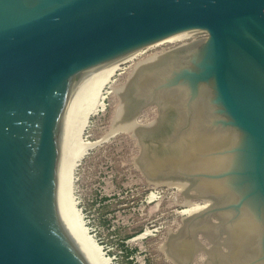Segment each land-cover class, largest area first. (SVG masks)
<instances>
[{
    "label": "water",
    "instance_id": "obj_1",
    "mask_svg": "<svg viewBox=\"0 0 264 264\" xmlns=\"http://www.w3.org/2000/svg\"><path fill=\"white\" fill-rule=\"evenodd\" d=\"M132 73L146 172L210 198L169 239L179 264H264V0H0V264H97L56 196L88 83L175 33Z\"/></svg>",
    "mask_w": 264,
    "mask_h": 264
},
{
    "label": "rangeland",
    "instance_id": "obj_2",
    "mask_svg": "<svg viewBox=\"0 0 264 264\" xmlns=\"http://www.w3.org/2000/svg\"><path fill=\"white\" fill-rule=\"evenodd\" d=\"M206 33L201 30L184 40L145 47L123 64L109 86L125 83L137 61ZM119 101L118 96L108 94L105 108L91 116L84 132L85 141L94 144L75 168L77 206L90 233L112 257V264H179L172 255L175 261L166 256L162 245L166 242L171 247V232L176 234L184 224L185 195L178 188L152 182L139 155V135L123 130L110 133ZM156 118L157 102H151L143 115H137L140 123ZM151 194L155 198L151 199ZM194 200L203 201L201 195ZM146 230L149 234L139 237Z\"/></svg>",
    "mask_w": 264,
    "mask_h": 264
},
{
    "label": "bare ground",
    "instance_id": "obj_3",
    "mask_svg": "<svg viewBox=\"0 0 264 264\" xmlns=\"http://www.w3.org/2000/svg\"><path fill=\"white\" fill-rule=\"evenodd\" d=\"M199 32L200 31L175 33L124 54L118 59L105 64L102 67L101 73L98 75L97 81L88 83L91 92H85L68 148L64 152L62 160L57 167L56 196L61 217L68 231L80 246L81 250L97 264H112V257L106 255V251H104L103 246L96 240L94 235L90 233L88 227L86 226V222L83 219V215L81 213L82 211L77 206V200L74 193L75 168L86 153V150L94 144V142L85 141L83 138L84 132L89 125L90 118L92 115L96 114L101 107L105 108L108 94H114L119 97L120 101L113 117L110 133L112 134L119 130L131 132L139 131L140 122L138 121L137 116L134 123H126L125 116L132 73L138 72L150 59L160 52L154 53L134 63L133 69L129 73L125 83L112 86H109V84L115 81L114 77L123 68V64L137 57L145 47L153 45L156 46L165 42L184 40ZM151 176L153 177L152 182L155 185H165L168 187L178 188L185 195V208L182 209L184 219L189 216H193L196 212L205 211L210 207V198L186 189L183 180L162 179L153 174H151ZM152 194L150 197L151 199L154 196ZM195 195L196 197L201 195L203 201H195ZM147 233L149 234V230L141 233L139 237L144 236ZM174 234L175 233L171 232L170 237L174 236ZM169 248L166 242L162 245V251L168 258L174 260L169 252Z\"/></svg>",
    "mask_w": 264,
    "mask_h": 264
},
{
    "label": "built area",
    "instance_id": "obj_4",
    "mask_svg": "<svg viewBox=\"0 0 264 264\" xmlns=\"http://www.w3.org/2000/svg\"><path fill=\"white\" fill-rule=\"evenodd\" d=\"M106 253H107V251H106Z\"/></svg>",
    "mask_w": 264,
    "mask_h": 264
}]
</instances>
